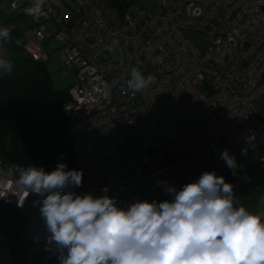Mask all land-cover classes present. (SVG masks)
I'll use <instances>...</instances> for the list:
<instances>
[{
  "label": "built area",
  "instance_id": "2783aa9c",
  "mask_svg": "<svg viewBox=\"0 0 264 264\" xmlns=\"http://www.w3.org/2000/svg\"><path fill=\"white\" fill-rule=\"evenodd\" d=\"M8 1L0 14L6 45L45 65L54 38L63 74L74 73L63 110L83 171L78 194L152 185L163 201L169 197L157 181L180 189L215 171L238 197V177L264 170L256 110L264 93V0H152L157 11L132 0H45L39 17L25 13L33 0ZM191 34L205 37L206 47ZM133 69L154 84L134 91ZM225 150L236 158L235 172L221 159ZM17 180L0 160V203L23 213L31 195ZM25 234L36 250L21 264H59L46 226L29 223ZM0 264H16L1 227Z\"/></svg>",
  "mask_w": 264,
  "mask_h": 264
},
{
  "label": "clouds",
  "instance_id": "9594fccd",
  "mask_svg": "<svg viewBox=\"0 0 264 264\" xmlns=\"http://www.w3.org/2000/svg\"><path fill=\"white\" fill-rule=\"evenodd\" d=\"M44 2L33 0L26 15H44ZM9 37L0 28V41ZM12 68L0 58V72ZM154 82L133 69L129 86L141 92ZM221 159L235 172L234 155L225 150ZM18 171L16 183L40 198L47 242L59 252V264H264V216L249 211L215 171L180 189L157 181L169 199H137L125 207L107 187L101 196L78 194L83 171L64 163L50 172L32 164Z\"/></svg>",
  "mask_w": 264,
  "mask_h": 264
},
{
  "label": "trees",
  "instance_id": "16d2710c",
  "mask_svg": "<svg viewBox=\"0 0 264 264\" xmlns=\"http://www.w3.org/2000/svg\"><path fill=\"white\" fill-rule=\"evenodd\" d=\"M7 47L13 68L11 73L0 75V160L16 178L20 166L31 164L49 172L58 163L80 170L63 110L69 101V87L55 90L44 64L32 61L11 45ZM21 214L0 203V227L10 240L16 264L23 262L21 256L27 254L26 260L30 256L19 242L28 222Z\"/></svg>",
  "mask_w": 264,
  "mask_h": 264
},
{
  "label": "rangeland",
  "instance_id": "374dc122",
  "mask_svg": "<svg viewBox=\"0 0 264 264\" xmlns=\"http://www.w3.org/2000/svg\"><path fill=\"white\" fill-rule=\"evenodd\" d=\"M68 3L71 4L70 0H67ZM132 3L143 9H148L151 11H157L158 8L155 4H153L152 0H132ZM9 1L8 0H0V14H5L6 10L8 9ZM1 28H5V25H2ZM48 30L51 33L52 36L55 35V28L52 26V24L48 25ZM189 39L191 41H194L201 47H206L207 41L206 38L200 35H189ZM49 50L47 51V55L49 56V60L45 63L47 72L51 75V84L52 87L55 90H63L68 87H70L75 82V77L72 69H66V74H63L62 70L64 68L62 59H61V49L56 42L54 38H52L49 41ZM0 58H4L7 61H9L10 58V52L6 45V41H0ZM4 72H0V75H2ZM264 172V171H263ZM152 186V185H148ZM153 189H155L159 196L161 197L159 191L152 186ZM113 197L112 195H109ZM39 197L35 195H31L28 205L26 209L21 214L22 216L26 217L28 222L26 223V226L29 223H37L44 225V221L40 216L39 212ZM25 228L22 229L20 235H19V242L21 245H23V248L26 250L28 254H31L33 251L36 250V247L32 245V243L26 238L25 234ZM27 257H24L26 259ZM20 259V260H24ZM24 262V261H23Z\"/></svg>",
  "mask_w": 264,
  "mask_h": 264
},
{
  "label": "crops",
  "instance_id": "0c3cea01",
  "mask_svg": "<svg viewBox=\"0 0 264 264\" xmlns=\"http://www.w3.org/2000/svg\"><path fill=\"white\" fill-rule=\"evenodd\" d=\"M256 110L260 119L264 122V93L256 101ZM264 170L256 169L238 177L236 186L239 189L238 198L241 203L253 213L264 216ZM118 206L125 207L137 199L142 200H160L158 192L151 186L131 188L120 191L116 195ZM23 246V245H22ZM23 251H20L21 254ZM28 255L21 256V259ZM21 260L22 261H25Z\"/></svg>",
  "mask_w": 264,
  "mask_h": 264
}]
</instances>
